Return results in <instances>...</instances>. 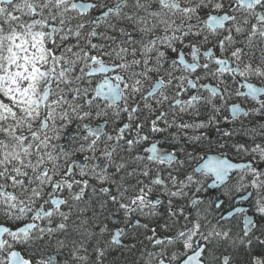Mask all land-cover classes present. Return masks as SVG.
Segmentation results:
<instances>
[{
  "label": "snow or ice",
  "instance_id": "obj_1",
  "mask_svg": "<svg viewBox=\"0 0 264 264\" xmlns=\"http://www.w3.org/2000/svg\"><path fill=\"white\" fill-rule=\"evenodd\" d=\"M201 107L206 120L184 119ZM253 116L264 117V0H0V264H105L141 228L153 248L146 264H237L257 226L250 209L264 218V123L246 127ZM237 122L251 141L233 145L238 160L160 147L185 143L181 133L207 138L188 129L232 137L221 124ZM130 161L134 183L111 179ZM209 187L224 191L205 200ZM164 203L171 224L132 219L156 217Z\"/></svg>",
  "mask_w": 264,
  "mask_h": 264
},
{
  "label": "flooded vegetation",
  "instance_id": "obj_2",
  "mask_svg": "<svg viewBox=\"0 0 264 264\" xmlns=\"http://www.w3.org/2000/svg\"><path fill=\"white\" fill-rule=\"evenodd\" d=\"M261 56L259 50H256V58H259ZM233 88H236L237 85L232 84ZM205 95H210L208 93H205ZM232 102H237V103H242V106H246V107H251V101H247L244 102L242 100H237L236 98H233V100H230L229 103ZM217 103H219V101H217ZM200 115L199 116H185V120L188 122H192L194 120H206L208 118V116L211 114L210 110L208 108H204L201 107L200 108ZM225 115H227V112L224 113ZM126 119V117L122 114L121 118L119 121L116 122L115 125H113L111 123V121L109 122V126H108V130L111 131L113 127H119L121 122H123ZM243 119V118H242ZM260 123H264V117H259V116H253V117H249L248 119L244 120V124L246 127H252L254 125L258 126ZM222 128L225 129H235L236 130V134L233 135L232 137H221L219 135V133H217V131L215 130V128H206V129H198L196 131H192V133H188V135H200L202 133H206L207 138L205 140H203L202 142H200L198 145L194 144L190 141H186V138L182 141H185V143H182L181 145H173L170 143H163L160 145L161 148L164 149H169L171 150L174 146L179 148V147H186L188 152L194 153L197 157L199 156H203L205 152L208 153V155H214V154H219L220 152H227L228 155L230 157H233L234 159H240V155H238L234 149H233V145L237 144V143H241V144H245L246 146L251 144V141L247 138V136L245 135V130L241 128L240 123L237 122L236 124H221ZM171 132V129H170ZM187 132V131H186ZM156 139H162V137L157 136ZM209 139L211 140V144L209 145ZM257 142H259V138L257 139ZM221 145H223V147H221ZM150 146V143L146 142L143 147H148ZM206 146V147H204ZM209 147L211 148V151H209ZM100 154L97 153V156H99ZM177 155L180 157V159H184V153L182 152H177ZM207 158V156H205V159ZM202 163V161H201ZM189 164L191 167H198L199 165L197 164L196 161H189ZM130 166L131 168H133V164L131 163V161L127 164V166ZM126 166V167H127ZM186 171H190V168H186ZM109 173H110V177L111 179L120 181L121 177H125L126 180H124L125 183H128L127 180V176L125 175V170H122L120 173H116L115 168H111L109 169ZM210 183V182H209ZM90 186H95L97 189H99L100 187H109L112 188L113 191L115 189V185L111 184V183H106V184H98V182L96 180H90ZM223 190V188H221ZM221 189L215 191L214 193H211L209 190H207L208 192V198H205V200H214L215 198H210L211 196H215L220 194ZM157 193H153V196H155ZM89 196H91V187L89 188ZM89 196H86V200L89 198ZM168 197H163V199L165 201H167ZM93 199V203L91 205L92 208H94L95 210L98 209V202L99 200H103L106 199V197L101 196L98 192L97 195L95 197H92ZM255 197L250 198L245 206H250L252 203V200H254ZM174 200L173 205L176 206L177 204L183 205L184 208H187V211L185 212L186 214H191L190 218L195 216V209L188 207V201L184 200V201H178ZM167 206L166 203L159 205L157 211H161L162 209H164V207ZM206 206V205H205ZM109 207H111V205H109ZM91 213L92 211H88L87 213H84V216L87 217H91ZM252 218L254 219L255 223H256V228H254L251 233H250V239L252 240V246H251V250H250V261L247 263H241V264H251L252 258L254 256H261L264 257V243H261V241H264V218L260 217L258 214L255 213L254 209H250V213H249ZM215 215H218V213H216ZM155 217L152 218H144V217H138V216H133V220L136 219H140L141 223H149L150 227H154V226H158V225H162V223H156L153 225V220ZM209 218H211V222L212 223H216V220L214 219L213 215H209ZM242 219V216H241ZM4 220V217L2 215H0V222H2ZM181 222H183V217L180 218ZM80 221L77 220L75 221V224H79ZM92 221L89 220V224H91ZM239 221L236 218H233L231 221L226 222V224H230L231 226L234 224H238ZM75 224H70L72 227H75ZM152 224V225H151ZM109 228H115L119 225L113 224V223H109L108 224ZM161 229L160 227H157V231H159V229ZM131 231V230H130ZM130 231L129 234L130 235ZM233 231L237 233V231H240L239 227L233 228ZM127 238V237H126ZM126 238L124 239V244L126 245ZM62 239V238H61ZM141 245V244H140ZM128 247V246H127ZM125 248H121V249H126ZM138 247V246H137ZM120 249V248H117ZM116 250V249H115ZM151 251H153V248H151ZM105 264H111V262L109 261L108 258L105 259ZM132 264V263H131ZM138 264V263H137Z\"/></svg>",
  "mask_w": 264,
  "mask_h": 264
},
{
  "label": "trees",
  "instance_id": "obj_3",
  "mask_svg": "<svg viewBox=\"0 0 264 264\" xmlns=\"http://www.w3.org/2000/svg\"><path fill=\"white\" fill-rule=\"evenodd\" d=\"M219 195L220 194L215 195V196H211L210 198H216ZM95 211L98 214L100 209L98 208ZM92 216H93V212L91 213V217ZM155 219H156V217L153 220L154 224H155ZM209 220H211V218H209ZM169 224H171V222H169ZM213 224H215V223H213ZM158 226H160V225H158ZM73 229H74V227H73ZM158 232L161 235H170L171 234L170 233L171 231L165 233L161 229H159ZM72 233H74L73 230H72ZM237 233H239V232L237 231ZM150 234H151L150 232L147 233V235H150ZM60 238H62V237H60ZM126 240H127L126 245L128 246L126 249H124V250L121 248L116 249V250H114V252H111L110 254L107 255V258L109 259L111 264H116L117 262H120V261H121V264H131V263H134L135 261L138 262V264H146V261L149 259V257L147 256V253L151 252L152 245L149 241H147L145 239V230L142 228L138 229V230H131L130 235L127 236ZM46 242H47V238H45V241L38 242V245L39 244H46ZM52 243L54 244L55 241L53 240ZM133 245H134V247H132ZM89 248L90 247H88V249ZM66 251H67V249H65V252ZM89 253H91V250L89 251ZM241 256H242V259H244L245 257L249 258L250 252L248 255L243 254ZM63 258L64 257H61V259H63ZM91 258L94 260L95 256H92ZM69 264H75V262L71 261L70 257H69Z\"/></svg>",
  "mask_w": 264,
  "mask_h": 264
},
{
  "label": "rangeland",
  "instance_id": "obj_4",
  "mask_svg": "<svg viewBox=\"0 0 264 264\" xmlns=\"http://www.w3.org/2000/svg\"><path fill=\"white\" fill-rule=\"evenodd\" d=\"M184 119H185V117H184ZM179 130L178 129H176V128H172L171 129V133H177ZM184 131H187V133H192V131L193 130H191V129H188V130H184ZM178 138L179 139H185L186 137L183 135V133H181L179 136H178ZM194 145V144H193ZM204 147H206V146H204ZM132 164H133V166L135 167V164H134V162H131ZM132 170V168L128 165L127 167H126V169H125V173H126V171H131ZM185 171H186V169H185ZM181 178H182V176H181ZM124 180H126V178L124 177ZM127 180H128V183H134V180L132 179V178H129V177H127ZM221 191H224V189L222 190L221 189ZM221 191H220V193H221ZM191 195V194H190ZM198 195H200V196H202V197H204V198H208V192L207 191H202L201 193H199ZM166 199H168V198H166ZM179 200H177L176 202H178ZM174 203V202H173ZM187 211V208H185V212ZM159 212V215L158 216H156V219H155V224L156 223H162L163 225L165 224V222H171V219H170V217L168 216V208H167V206H165L164 207V209H162L161 211H158ZM152 219H153V217H152ZM208 219H209V216H208ZM154 224V223H153ZM226 226H228V227H231V225L230 224H226ZM72 230H73V227L69 224V236H68V239L69 240H71V239H73V238H75V233H72ZM165 233H167V232H165ZM171 233V232H170ZM74 234V235H73ZM62 237V239L63 238H65L64 236H61ZM88 247H90L89 248V251L91 250V245H89ZM158 250V249H157ZM231 250V249H230ZM111 252H114V250L113 251H111ZM110 252V253H111ZM152 252V251H151ZM65 253H67V251L65 252ZM109 253V254H110ZM243 254H249V251L248 250H246L243 246H241V247H239V248H237V249H235V259H236V261H237V264H241V263H247V262H249L250 261V259L248 258V257H245L244 259H242V256L241 255H243ZM92 256H95L94 254H92ZM138 262H134V263H132V264H137Z\"/></svg>",
  "mask_w": 264,
  "mask_h": 264
},
{
  "label": "water",
  "instance_id": "obj_5",
  "mask_svg": "<svg viewBox=\"0 0 264 264\" xmlns=\"http://www.w3.org/2000/svg\"><path fill=\"white\" fill-rule=\"evenodd\" d=\"M207 159V158H206ZM221 188H223V187H221ZM221 188H219V189H221ZM219 189H212V188H208V190L211 192V193H214L215 191H217V190H219Z\"/></svg>",
  "mask_w": 264,
  "mask_h": 264
},
{
  "label": "bare ground",
  "instance_id": "obj_6",
  "mask_svg": "<svg viewBox=\"0 0 264 264\" xmlns=\"http://www.w3.org/2000/svg\"><path fill=\"white\" fill-rule=\"evenodd\" d=\"M252 230H253V229H252ZM252 230H251V231H252ZM117 263H118V264H121V261H120V262H117ZM117 263H116V264H117Z\"/></svg>",
  "mask_w": 264,
  "mask_h": 264
}]
</instances>
